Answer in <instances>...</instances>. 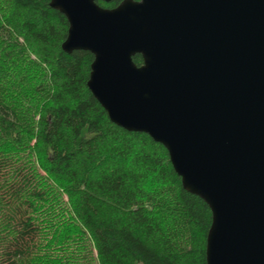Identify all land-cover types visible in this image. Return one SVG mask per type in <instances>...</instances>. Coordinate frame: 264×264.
I'll return each mask as SVG.
<instances>
[{
  "label": "trees",
  "instance_id": "obj_1",
  "mask_svg": "<svg viewBox=\"0 0 264 264\" xmlns=\"http://www.w3.org/2000/svg\"><path fill=\"white\" fill-rule=\"evenodd\" d=\"M49 3L0 0V264H86V239L93 264H206L209 206L161 143L110 121L87 86L93 54L62 50L69 24Z\"/></svg>",
  "mask_w": 264,
  "mask_h": 264
},
{
  "label": "water",
  "instance_id": "obj_2",
  "mask_svg": "<svg viewBox=\"0 0 264 264\" xmlns=\"http://www.w3.org/2000/svg\"><path fill=\"white\" fill-rule=\"evenodd\" d=\"M49 5L69 24L62 50L93 54L110 121L161 143L209 206L206 264H264V0Z\"/></svg>",
  "mask_w": 264,
  "mask_h": 264
},
{
  "label": "rangeland",
  "instance_id": "obj_3",
  "mask_svg": "<svg viewBox=\"0 0 264 264\" xmlns=\"http://www.w3.org/2000/svg\"><path fill=\"white\" fill-rule=\"evenodd\" d=\"M32 144H33V141H30L29 145H32ZM39 172L44 175V171L43 170L39 169ZM53 185H54L53 188H52L53 191H51L49 197L57 199V200L63 202L64 204H68L67 195H66V193L63 192L62 187L60 185H58V184H56V185L53 184ZM54 199L50 200L49 203H51V201H53ZM49 203L47 202V204L45 206H47ZM52 233H53L52 229L48 228V230H47V240L43 239L42 242H41L42 251H47V250H52L53 249V244L49 241V239L51 237H53ZM79 241L81 242V244L84 245V258H85L86 264L96 263V251L93 249V247L90 244L89 240L86 239V240H79ZM64 247H67L70 251L72 249L70 243L69 244L66 243V245ZM54 253H58L57 250H55Z\"/></svg>",
  "mask_w": 264,
  "mask_h": 264
}]
</instances>
